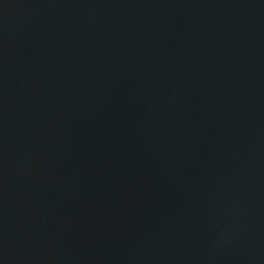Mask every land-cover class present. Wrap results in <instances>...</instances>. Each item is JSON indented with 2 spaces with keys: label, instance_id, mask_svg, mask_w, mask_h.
I'll return each mask as SVG.
<instances>
[{
  "label": "water",
  "instance_id": "water-1",
  "mask_svg": "<svg viewBox=\"0 0 264 264\" xmlns=\"http://www.w3.org/2000/svg\"><path fill=\"white\" fill-rule=\"evenodd\" d=\"M0 264H264V0H0Z\"/></svg>",
  "mask_w": 264,
  "mask_h": 264
}]
</instances>
